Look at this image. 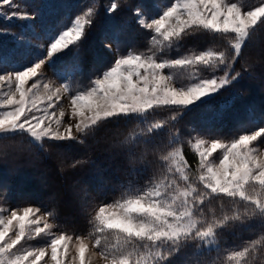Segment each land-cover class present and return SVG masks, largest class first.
Wrapping results in <instances>:
<instances>
[{
	"label": "snow or ice",
	"instance_id": "snow-or-ice-1",
	"mask_svg": "<svg viewBox=\"0 0 264 264\" xmlns=\"http://www.w3.org/2000/svg\"><path fill=\"white\" fill-rule=\"evenodd\" d=\"M13 5L14 0H0V6ZM122 7H128L127 0L123 5L113 0L107 12L116 13ZM95 11L94 7H89L83 15L76 16L66 30L50 33L46 59L41 58L31 65L17 64L14 71L0 73V109H6L0 111V138L24 136L42 150L45 141L83 143L81 137L95 135L109 121L145 123L150 111L161 106H169L181 116L203 107L202 119H221L223 113L209 102L239 78L241 74L232 69V63L256 27L264 26V0L248 10L243 3L229 0H175L158 18L150 21H146L145 13L137 7L134 10L136 23L162 37L157 41V36H152V42L158 46L178 47L197 33L209 32L226 41L229 50H204L170 60H158L155 52L144 55L128 50L126 55H118L110 65L100 68L86 89L70 97L69 122L65 124V111L57 113L50 109H54L61 94L68 92L71 86L63 84L52 90L45 84L48 103L40 105L38 94L33 91L39 85L41 73L38 70L49 62L54 66L61 54L68 52L72 54L73 72L79 70L81 46ZM11 16L35 19V14L21 11H13ZM105 39L118 46L121 42L116 29L107 32ZM25 43L23 37H17L18 47ZM104 47L112 51L106 42ZM25 54L0 50V64L11 63L14 56ZM198 65L222 70L224 75L200 78L187 86L176 87L171 78L163 74L166 68ZM58 75L67 78L64 73ZM193 75L198 76V73ZM29 81L33 83L26 87ZM72 118L77 122L73 124ZM171 119L175 121L177 117ZM163 127L159 123H145L135 138H129L128 154L132 163L146 159L136 157L135 147L140 142L150 145L153 155L163 150L165 146H158L154 139V129ZM172 136V143L177 142L176 133ZM261 138H264V127L239 135L231 143L215 139L206 146L204 139H197L192 147L199 157L197 179L203 184V190L189 182L188 161L179 148H173L162 157L167 163L166 175L149 181L143 189L128 190L112 203L100 206L89 220L91 227L87 235H76L75 240L65 232L53 234V225L44 216H36L39 208L26 207L23 214L12 210L7 216L0 215V264H41L49 248L51 264H92L96 257H102L103 264H201L197 259H186V250L195 248V255L203 256L205 250L211 252L219 247L218 239L224 232L256 223L264 228V154H260L259 146L254 144ZM218 151L223 155L218 163H213L209 158ZM78 163L80 161L74 162L72 167ZM220 197L228 199L230 209L219 216L213 213L210 220L204 219L206 202ZM4 211L7 210L0 209ZM41 236L52 237L47 248L25 249L19 254L13 251L22 241ZM93 240L92 248L98 251L90 250ZM260 245H264V239L250 241L242 250H233L228 257L229 264H254L253 254ZM259 251L264 258V247H259Z\"/></svg>",
	"mask_w": 264,
	"mask_h": 264
},
{
	"label": "trees",
	"instance_id": "trees-1",
	"mask_svg": "<svg viewBox=\"0 0 264 264\" xmlns=\"http://www.w3.org/2000/svg\"><path fill=\"white\" fill-rule=\"evenodd\" d=\"M172 1L127 0L128 7L109 14L107 7L113 0H14L12 7L0 6V50L26 54L14 56L11 63L0 64V72L14 71L17 64L30 65L41 58L42 43L50 40L49 34L70 27L76 16L83 15L89 7H94L96 11L81 46L79 70H72L71 52L62 53L54 66L46 63L48 71L61 84L71 86L68 93L72 95L86 89L100 68L110 65L118 55H126L128 50L144 55L155 52L158 60L182 58L204 50H229L226 41L209 32L197 33L178 47L158 46L152 42L153 35L157 36V41L162 37L137 24L134 10L139 7L145 15L152 16L158 6ZM115 2L124 4V0ZM229 2L243 3L245 9H250L257 6L259 0ZM13 11L35 14V19H32L35 28L28 27L24 19L9 16ZM112 29L119 32V46L105 39V34ZM17 37H23L26 43L18 47ZM105 42L111 45L112 51L104 47ZM188 68L198 73L200 78L224 75L222 70H209L203 65ZM179 69L164 70L170 72L172 79L178 83L194 79L185 78L178 72ZM232 69L241 74L239 78L221 89L209 102L223 113L221 119H202L203 107L183 116L169 106L150 111L145 123L164 125L162 130L154 129V139L158 146L165 147L153 155V148L140 142L135 147L136 157L146 159H136L135 163L129 160L127 142L145 127V123L139 120L109 121L95 135L81 137L83 143L69 141L53 144L45 141L43 150L30 144L24 136L0 138V204L8 208L34 205L46 215L54 212V216H47L55 230L75 236L87 235L91 227L89 220L100 206L112 203L128 190L143 189L149 181L167 174V163L162 157L173 148H179L188 161L189 182L203 190V184L197 179L200 166L199 157L192 147L195 141L219 139L232 142L239 135L251 134L264 127V26L256 27L251 39L232 63ZM58 73H64L67 78ZM173 116L177 117L175 121L171 119ZM172 133H176L175 143H172ZM254 144L264 145V138ZM76 161L80 163L72 167ZM179 183L184 184L183 181ZM230 207L227 198L212 199L211 203L206 202L203 218L210 220L213 213L219 216ZM262 239L264 228L259 223L246 228H233L219 237L218 248L211 252L205 250L203 256L195 255L197 249L189 248L185 258L197 259L201 264H229L228 257L233 250H242L248 242ZM91 243L94 244V240ZM259 247L253 254L254 264H264Z\"/></svg>",
	"mask_w": 264,
	"mask_h": 264
},
{
	"label": "rangeland",
	"instance_id": "rangeland-1",
	"mask_svg": "<svg viewBox=\"0 0 264 264\" xmlns=\"http://www.w3.org/2000/svg\"><path fill=\"white\" fill-rule=\"evenodd\" d=\"M174 2H175V0H173L168 5H160V6H158L159 8L156 10V12L152 16L145 15L146 21H150V19L153 18V17L158 18L159 14L164 9H166L168 6H170ZM245 10H248V9H245ZM9 16H11V13L9 14ZM24 22L25 23L28 22V27L35 28L34 22H33L32 19L31 20L24 19ZM49 44H50V40L44 41V43H42L43 56L41 58H45L46 59L45 53H46V50H47ZM41 58H39V59H41ZM39 59H36V61H39ZM4 72H11V70L1 71L0 73H4ZM38 72L41 73V75L38 77L39 85H38V88L34 89L33 91L38 94L37 103L40 104V105H45L46 106L47 103H48L47 98H46L48 93H47L46 89L44 88V85L47 84L50 89L55 90L56 88H60L63 84H61L56 79V77L48 71V69L46 67V64L43 65L41 67V69L38 70ZM178 72L181 73V75H183L185 78H193L194 77V79H192V80L186 79V80H188V83H186V82L178 83V82H176V81H174L172 79L173 77H172V74L170 72H166L165 70H163V74L168 75L171 78L173 85L176 86V87L187 86V85H189V84H191L193 82H197V80L200 79V76L193 75L194 73L189 71V68H180L178 70ZM178 72H176V73H178ZM210 78H213V77H210ZM32 83H33V81H29L28 85H26V87H30ZM68 92H63L61 94V98L59 99V101L56 102L54 109H50V110L57 111V113L60 110H64L65 113H66V115L64 117L65 124H67L69 122V113L71 111L70 97L72 96V94H70ZM54 100H55V98H54ZM3 110H6V109H0V111H3ZM71 122L74 124L77 121H76L75 118H72ZM74 131H75V129H74ZM204 140L206 141V146H208L213 139H204ZM221 142L222 143H231V142H223V141H221ZM258 146H259V153L260 154H264V145H258ZM222 155H223L222 151H218L217 153H214L213 156L210 157L209 159L213 163H218V160L222 157ZM26 207H32L34 209L38 208V207H36L34 205H26V206H21V207L8 208L5 205L0 204V209H6L7 210V211H4V212H0V215L7 216V215L10 214V212L12 210L17 211L18 214H23V209L26 208ZM36 216H44L47 219L48 223L53 225V228L51 229L53 234H59L60 233L59 231L54 229L55 227H54L53 222L41 210H40V212L36 213ZM33 218H36V217H33ZM40 226L43 227V221H41ZM51 238L52 237L41 236V237H33L32 239H26V241H22L21 242V245H17L16 249H14L13 251L16 252L17 254H19L20 252H22L25 249H35V248H39V247H46L47 248L48 247V243H49ZM73 240H75V235H73ZM92 245L93 244L90 243V245H89L90 250H95V249L92 248ZM69 251H70V255H71L72 254V245L69 246ZM95 251H97V250H95ZM48 253H49L48 256L45 257V260L42 261L41 264H51V261H50V248L48 249ZM92 264H103L102 257L94 258L92 260Z\"/></svg>",
	"mask_w": 264,
	"mask_h": 264
}]
</instances>
